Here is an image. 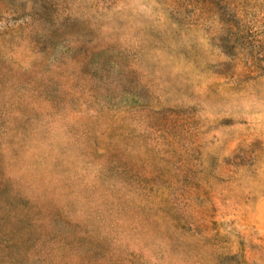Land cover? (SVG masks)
Instances as JSON below:
<instances>
[{
    "label": "rangeland",
    "instance_id": "374dc122",
    "mask_svg": "<svg viewBox=\"0 0 264 264\" xmlns=\"http://www.w3.org/2000/svg\"><path fill=\"white\" fill-rule=\"evenodd\" d=\"M0 264H264V0H0Z\"/></svg>",
    "mask_w": 264,
    "mask_h": 264
}]
</instances>
